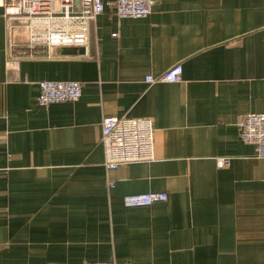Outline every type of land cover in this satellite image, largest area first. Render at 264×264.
<instances>
[{
  "label": "crops",
  "instance_id": "1",
  "mask_svg": "<svg viewBox=\"0 0 264 264\" xmlns=\"http://www.w3.org/2000/svg\"><path fill=\"white\" fill-rule=\"evenodd\" d=\"M151 8L108 4L83 51L22 57L0 5V264H264V157L238 138L264 113V0ZM176 63L180 82L145 83ZM44 79L81 97L40 106ZM104 116L151 118L153 158L106 170ZM150 191L167 198L124 205Z\"/></svg>",
  "mask_w": 264,
  "mask_h": 264
},
{
  "label": "built area",
  "instance_id": "2",
  "mask_svg": "<svg viewBox=\"0 0 264 264\" xmlns=\"http://www.w3.org/2000/svg\"><path fill=\"white\" fill-rule=\"evenodd\" d=\"M154 0H0L5 17L7 45L10 54L15 47L14 35L17 29L25 33L26 53L22 57H32L44 52L69 47L86 48L89 41L90 23L112 4L119 18H144L151 13ZM182 64L168 67L158 76L147 74L145 83L180 82ZM37 104L45 106L51 103L75 102L81 97L80 81L75 80H40L37 82ZM240 141L255 146L256 155L264 157V113L245 114L239 122ZM101 144L104 150L103 163L106 170H114L120 165L133 162H149L154 156L151 118L145 117H109L104 116L100 122ZM220 166L228 163L227 158L217 159ZM112 187V183L108 184ZM167 195L161 192L125 195L124 205L148 206L154 201L166 200ZM87 264H114L105 261H92Z\"/></svg>",
  "mask_w": 264,
  "mask_h": 264
},
{
  "label": "water",
  "instance_id": "3",
  "mask_svg": "<svg viewBox=\"0 0 264 264\" xmlns=\"http://www.w3.org/2000/svg\"><path fill=\"white\" fill-rule=\"evenodd\" d=\"M64 50H67V48H66V49H64ZM61 51H63V50H61ZM80 51H83V48H80Z\"/></svg>",
  "mask_w": 264,
  "mask_h": 264
}]
</instances>
